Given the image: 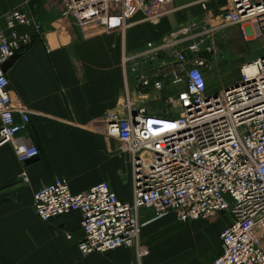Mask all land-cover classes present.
Masks as SVG:
<instances>
[{"label":"built area","instance_id":"obj_1","mask_svg":"<svg viewBox=\"0 0 264 264\" xmlns=\"http://www.w3.org/2000/svg\"><path fill=\"white\" fill-rule=\"evenodd\" d=\"M66 1L80 26L107 25L117 18L122 31L143 9L141 0ZM210 1H200L201 19L123 56L125 98L120 111L106 114L105 135L131 157L132 201H121L106 182L73 194L64 178L34 194L35 213L45 223L81 214L84 256L140 250V212L152 209L156 219L174 214L181 224L228 214L232 224L221 234L222 254L211 264H264V56L244 63L240 81L219 92L208 88L211 65L204 57L214 53L212 41L234 27L246 40H260L264 50V0H226L219 15L210 14ZM159 17L147 14L145 21L155 25ZM4 21L0 148L11 146L25 165L39 158L40 150L23 136L30 115L15 108L2 66L25 52L42 26L21 9ZM153 101L168 111L153 113Z\"/></svg>","mask_w":264,"mask_h":264},{"label":"crops","instance_id":"obj_2","mask_svg":"<svg viewBox=\"0 0 264 264\" xmlns=\"http://www.w3.org/2000/svg\"><path fill=\"white\" fill-rule=\"evenodd\" d=\"M200 1L141 0L143 9L122 31L117 18L80 26L66 0H0L3 30L14 9L42 26L5 73L15 108L30 115L23 136L39 148L40 157L22 165L11 146L0 148V264H211L222 254L221 234L232 224L228 214L181 224L174 214L156 219L154 210L144 209L140 250L84 256L81 214L45 223L34 209V194L56 178L67 179L73 194L106 182L121 201H132L131 157L105 135L106 114L120 111L125 98L123 56L201 19ZM225 7L226 0L208 4L211 15ZM147 14L160 15L155 25L145 21ZM15 118L20 122L21 113Z\"/></svg>","mask_w":264,"mask_h":264},{"label":"rangeland","instance_id":"obj_3","mask_svg":"<svg viewBox=\"0 0 264 264\" xmlns=\"http://www.w3.org/2000/svg\"><path fill=\"white\" fill-rule=\"evenodd\" d=\"M212 46L214 53L205 55V59L211 65L207 74L208 88L215 92L238 83L241 78L240 67L264 56L262 42L252 38L246 40L240 27L223 31L218 39L212 41ZM152 104L153 113L162 114L169 109L159 101H153Z\"/></svg>","mask_w":264,"mask_h":264},{"label":"water","instance_id":"obj_4","mask_svg":"<svg viewBox=\"0 0 264 264\" xmlns=\"http://www.w3.org/2000/svg\"><path fill=\"white\" fill-rule=\"evenodd\" d=\"M20 58V55H16L15 57H13L12 59H10L9 61H7L5 64H3L2 66V71L4 73H6L16 62L17 60ZM37 159L31 160L28 163L34 162Z\"/></svg>","mask_w":264,"mask_h":264}]
</instances>
